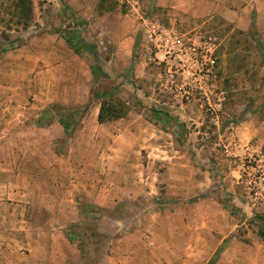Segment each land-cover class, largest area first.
<instances>
[{"label": "rangeland", "instance_id": "rangeland-1", "mask_svg": "<svg viewBox=\"0 0 264 264\" xmlns=\"http://www.w3.org/2000/svg\"><path fill=\"white\" fill-rule=\"evenodd\" d=\"M12 1L0 264H264V0H31L26 28ZM111 88L129 111L99 125Z\"/></svg>", "mask_w": 264, "mask_h": 264}, {"label": "trees", "instance_id": "trees-1", "mask_svg": "<svg viewBox=\"0 0 264 264\" xmlns=\"http://www.w3.org/2000/svg\"><path fill=\"white\" fill-rule=\"evenodd\" d=\"M12 5V6H11ZM11 5L8 6L7 9L12 8L13 9V16L19 17L18 22L20 20L23 21V25L26 28L29 25V21L32 18V3L31 0H13ZM240 34H249V33H243L242 31H239ZM68 45L74 50V52L79 54L80 47L75 46L74 41L71 37L65 38ZM257 44L259 46V51H262L264 54V45L260 41H257ZM14 41H8L6 43L1 44V49L5 46H14ZM92 75H96L97 73V67L94 65L90 66ZM98 96L100 97L99 100V110L97 115V121L99 123L112 121L115 119H119L124 117L128 111V103L126 100L121 99L117 96V89L111 88L109 90L100 91L98 93ZM82 113L74 115V113H61L60 119L58 121L64 128L65 132H67L72 126L79 124L82 119ZM161 117V116H160ZM258 221L263 222L264 221V215L257 216ZM259 236L264 241V224H261L258 230Z\"/></svg>", "mask_w": 264, "mask_h": 264}, {"label": "crops", "instance_id": "crops-1", "mask_svg": "<svg viewBox=\"0 0 264 264\" xmlns=\"http://www.w3.org/2000/svg\"><path fill=\"white\" fill-rule=\"evenodd\" d=\"M123 33H124V36H126V38L125 39H122L123 41H125V40H128V39H130L131 38V36L130 35H128L129 34V30H123ZM66 41V40H65ZM67 43V42H66ZM68 44V43H67ZM120 47L122 46L121 44L119 45ZM70 47V46H69ZM71 48V47H70ZM72 49V48H71ZM73 50V49H72ZM73 52H74V50H73ZM116 52L117 53H121V51H120V49L118 48V50L116 49ZM74 53H76V52H74ZM118 54V57L120 58L121 56L123 57V58H128V57H130V54H131V47L129 48V50H127V49H125V47H124V49H123V54H120L119 55ZM89 72V75L91 76L92 75V72H91V69L90 68H88V71L86 70V73H88ZM85 73V72H84ZM92 78V77H91ZM85 87V86H84ZM88 92H89V90H88ZM87 96H88V93H87ZM82 100H83V98H82ZM98 110H99V107H96L95 109H94V117H95V122H97L99 125H102V124H106V123H109V122H111L112 124L114 123L115 124V122L116 121H120V120H122L123 119V117L122 118H119L118 120H112V121H107V122H103V123H99L98 121H97V115H98ZM59 122V121H58ZM58 122L57 123H54V124H58ZM81 122V121H80ZM60 123V122H59ZM61 125V124H60ZM51 126H53V124L51 123V125L49 126V128L51 127ZM55 126V125H54ZM62 126V125H61ZM114 126V125H113ZM129 127V126H128ZM64 129V128H63ZM80 134V133H79ZM135 135V133L134 132H132L131 130H130V128H123L122 130L121 129H118V132L117 133H114V135H112L111 134V137H113L112 138V140L114 141V142H116L115 140H117L118 139V142H119V140L121 139V138H124V139H126V140H129V142H125V144H133V140H131V138H132V136H134ZM81 135V134H80ZM93 134H91V133H89V132H82V135L80 136V140L82 141L83 139H84V137L83 136H92ZM97 135V134H96ZM98 136V135H97ZM135 137V136H134ZM136 139V138H135ZM95 141V140H94ZM134 145V144H133ZM133 145H132V147H133ZM97 144H94V146H91L93 149L95 148V149H97ZM116 148H118V146L116 145ZM76 150H78V149H76ZM116 150V149H115ZM79 153L75 156V158H77V156H78V159H76V160H74V161H78L79 163H81V161L83 160V158H82V155H80L81 153H80V146H79ZM74 152V151H73ZM75 155V154H74ZM98 162V161H97ZM80 215H81V210H80Z\"/></svg>", "mask_w": 264, "mask_h": 264}]
</instances>
